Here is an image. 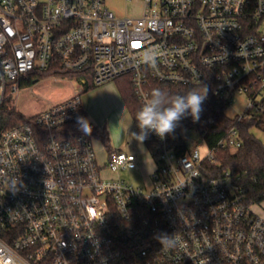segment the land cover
Instances as JSON below:
<instances>
[{
    "label": "built area",
    "instance_id": "1",
    "mask_svg": "<svg viewBox=\"0 0 264 264\" xmlns=\"http://www.w3.org/2000/svg\"><path fill=\"white\" fill-rule=\"evenodd\" d=\"M120 15L107 0H0V105L33 71L75 73L78 90L27 121L0 130V264H264V215L229 170L214 177L219 149H238L236 124L214 143L208 127L150 132L154 169L144 186L123 177L140 154L73 134L82 93L128 77L140 105L150 82L196 86L248 104L264 101V0H140ZM155 68L141 62L145 51ZM68 77V76H66ZM213 120L210 119V122ZM196 131L207 152L189 146ZM139 133V132H138ZM172 236L171 247L161 236Z\"/></svg>",
    "mask_w": 264,
    "mask_h": 264
},
{
    "label": "rangeland",
    "instance_id": "2",
    "mask_svg": "<svg viewBox=\"0 0 264 264\" xmlns=\"http://www.w3.org/2000/svg\"><path fill=\"white\" fill-rule=\"evenodd\" d=\"M107 5L120 15H139L143 8L140 0H107ZM78 89V83L65 75L46 76L18 88L9 96L10 105L20 114L29 117L68 99ZM81 95L86 118L100 132L99 135L91 134L99 157L103 158L106 151L107 145L102 138L104 134L109 138L111 147L139 153L140 162L137 169L125 171L122 175L130 183L144 186L149 173L154 169V164L145 142L131 137L132 133H138V129L121 96L118 83L109 81L93 86ZM247 104L246 95L236 94L233 101L227 105L226 113L236 117L244 112ZM252 131L264 143V131L256 127ZM187 135L191 148L197 146L201 155L207 152L206 145L196 131H189ZM255 209L264 215V203L257 204Z\"/></svg>",
    "mask_w": 264,
    "mask_h": 264
},
{
    "label": "trees",
    "instance_id": "3",
    "mask_svg": "<svg viewBox=\"0 0 264 264\" xmlns=\"http://www.w3.org/2000/svg\"><path fill=\"white\" fill-rule=\"evenodd\" d=\"M54 74L55 71H33L22 78L20 86L36 82L42 77L52 76ZM59 74L72 78L77 76L75 73H68L66 71H59ZM116 82L139 132L140 129L135 120V115L141 105L134 93L132 84L128 77H120L116 79ZM93 86L96 85L89 83L84 91L91 89ZM203 86L207 87L208 95L202 105L203 111L200 120L193 122L191 117L182 119L175 132L172 133L174 140L181 147H184L186 146V141L183 137L184 131L193 127H208L207 139L210 143H214L229 127L236 124L242 142L241 146L236 150L228 148L219 149L217 152V161L209 164L210 174L211 176L217 177L223 174L224 171L229 170L234 178V183L240 188L247 202L264 203V143L252 131L255 127L264 131V101L260 113L236 122V117H231L226 113L227 100L214 94L210 80H206L204 83L196 86H181L156 81L150 82L151 91L159 88L170 95L184 94L190 88H202ZM10 101V97H8L0 105V130L5 126H12L27 121L28 119V117L20 114L15 107H12ZM210 119L213 121L210 122ZM91 126V134L99 135V130L92 124ZM71 129L73 130V134L83 133L77 126V123L73 124ZM91 134L87 135L91 136ZM102 138L106 145L111 147L107 135H102ZM144 142H151L150 134H148V138Z\"/></svg>",
    "mask_w": 264,
    "mask_h": 264
},
{
    "label": "clouds",
    "instance_id": "4",
    "mask_svg": "<svg viewBox=\"0 0 264 264\" xmlns=\"http://www.w3.org/2000/svg\"><path fill=\"white\" fill-rule=\"evenodd\" d=\"M141 62L155 68L156 56L152 50L145 51L141 56ZM208 89L190 88L184 94L170 95L165 91L153 89L149 97L136 112L135 120L140 129L139 133H132L131 137L143 142L150 132L164 139L166 135L175 132L182 119L191 117L193 122L200 120L203 111V102L207 99ZM76 123L85 134H91L92 126L88 118L77 116ZM162 246L171 247L175 241L172 236H161Z\"/></svg>",
    "mask_w": 264,
    "mask_h": 264
},
{
    "label": "crops",
    "instance_id": "5",
    "mask_svg": "<svg viewBox=\"0 0 264 264\" xmlns=\"http://www.w3.org/2000/svg\"><path fill=\"white\" fill-rule=\"evenodd\" d=\"M113 148V147H112Z\"/></svg>",
    "mask_w": 264,
    "mask_h": 264
}]
</instances>
